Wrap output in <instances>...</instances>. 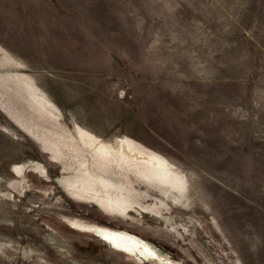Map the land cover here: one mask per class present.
Here are the masks:
<instances>
[{"label":"rangeland","instance_id":"obj_1","mask_svg":"<svg viewBox=\"0 0 264 264\" xmlns=\"http://www.w3.org/2000/svg\"><path fill=\"white\" fill-rule=\"evenodd\" d=\"M153 263L264 264V0H0V264Z\"/></svg>","mask_w":264,"mask_h":264},{"label":"bare ground","instance_id":"obj_2","mask_svg":"<svg viewBox=\"0 0 264 264\" xmlns=\"http://www.w3.org/2000/svg\"><path fill=\"white\" fill-rule=\"evenodd\" d=\"M94 140H96V139H94ZM91 142L94 144L93 140ZM94 148L96 150L95 151V154H98V156H99V162L92 169H88L89 170L88 172L90 174L91 171H92L93 173L102 176L101 178H97V179L96 178H92L93 186H92L91 189L96 192V196H104L105 197L106 195L109 196L110 194L115 195V194H118V193H122L123 194L125 192L124 187H122L121 185H116V182L113 179L109 178L110 176L103 175V174L100 173L101 170H103V169L104 170L107 169L106 172L107 171L112 172L113 169L120 168V176H121L120 179L124 178V176H127V175L131 174L137 181L143 182V183H146V182L147 183H150V184L153 185L154 188H156L158 186V180L160 178V175H162L163 173L165 174V170L166 169H164L163 165H161L162 162H156V163H154L153 161H155V160H153L151 158H148V157H143L142 154L139 151H133L132 153L124 156L122 159H118V157L115 154H113L111 152V150L109 149L108 141H100L98 143H95L94 144ZM134 150H135V148H134ZM100 152H104L103 158H102V155H100ZM122 154H123V152H122ZM33 166H36V164L33 163L28 169L31 170V171L37 172L38 174H40L39 169L31 168ZM11 170H13L15 173H18L19 170H21L22 173H23V175L27 179V177L25 175L26 174L25 173L26 172V167L23 164H19L18 166L16 165V167L15 168H12ZM166 171H168V170H166ZM22 180H23V177H22ZM9 186L18 188L19 187V184L16 185V186H14V185H9ZM112 197H114V196H112ZM151 200H152V198H151ZM114 202H117V201H114ZM124 206H126V205H124ZM120 207H121V205H120ZM127 207H128V205H127ZM121 208H124V207H121ZM130 210H131V212H133V211L146 212V210L143 207H141L136 201H133V203L130 204ZM68 223H66V224H68ZM91 226L94 229H98V228L103 229L102 226H99L98 224H96L94 222L91 223ZM70 227H71V225H70ZM114 231H115V229H114ZM117 232L119 234V237L120 236L123 237L122 238V242H120V241L118 242L121 245V251L122 252L127 253V254L128 253L129 254H133V253H139V254H141V252H148L150 254V256L154 254V251L152 250V249H154V244L151 243L150 241H148L147 239L143 238L142 236H139V235H136V234H133V233H129V232H126V231L121 232V231L118 230ZM112 234L115 235V233H112ZM107 235H111V234L110 233H107L106 236ZM99 237H103V238H106L107 239V237H105V236H101L100 235ZM113 238L114 237H112V239ZM107 240L110 243L113 242V240H110V239H107ZM150 250H152V251H150ZM147 259L149 260L150 258H147ZM154 261L158 262L160 260L155 257V260Z\"/></svg>","mask_w":264,"mask_h":264}]
</instances>
